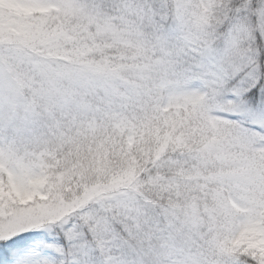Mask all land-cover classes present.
Here are the masks:
<instances>
[{
  "label": "snow or ice",
  "instance_id": "1",
  "mask_svg": "<svg viewBox=\"0 0 264 264\" xmlns=\"http://www.w3.org/2000/svg\"><path fill=\"white\" fill-rule=\"evenodd\" d=\"M0 264H264V0H0Z\"/></svg>",
  "mask_w": 264,
  "mask_h": 264
}]
</instances>
